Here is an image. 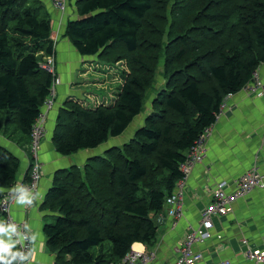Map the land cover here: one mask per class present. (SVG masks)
Here are the masks:
<instances>
[{
	"label": "trees",
	"instance_id": "trees-1",
	"mask_svg": "<svg viewBox=\"0 0 264 264\" xmlns=\"http://www.w3.org/2000/svg\"><path fill=\"white\" fill-rule=\"evenodd\" d=\"M154 2L74 0L77 16L64 37L81 57L127 60L130 73L121 77L110 105L69 106L68 100L52 137L61 156L102 148L145 115V92L155 83L141 72L150 54L140 48ZM186 2L189 22L172 31L181 59L157 91L158 110L154 103L128 143L55 173L43 206L52 212L43 233L54 264H121L135 243L153 246L158 227L152 216L164 210L184 177L189 151L217 122L224 99L246 88L264 64V0ZM45 3L0 0V121L10 138L18 132L31 141L52 93L55 78L42 67L56 56ZM20 166L0 145V219Z\"/></svg>",
	"mask_w": 264,
	"mask_h": 264
},
{
	"label": "crops",
	"instance_id": "crops-1",
	"mask_svg": "<svg viewBox=\"0 0 264 264\" xmlns=\"http://www.w3.org/2000/svg\"><path fill=\"white\" fill-rule=\"evenodd\" d=\"M45 6L52 19V37L56 42V70L60 83L56 88L54 107L47 113L45 133L38 154L42 166L38 190L34 194L15 200L11 205L12 216L27 224L34 240L32 258L27 264L55 263V255L47 249L43 233L44 224L52 215V212L43 209L44 201L59 169L85 165L80 162L73 163L74 155L61 156L54 148L52 137L59 112L72 97L84 98L87 89H78L80 82H87L90 85L86 87L91 90L90 94L100 90L98 88H103L99 87L102 82L100 75L88 79L91 75L89 71L88 74H83L85 65L92 63L95 57H81L64 37L67 23L77 16L74 0L65 14L56 10L48 1ZM95 72L102 73L100 70ZM257 75L264 83V64L259 67ZM117 79L122 85L120 75ZM112 98H115V95ZM3 131H0V145L15 155L21 163L16 185L24 183L33 164L31 141L18 132L10 138ZM114 144L115 140H111L110 145ZM100 150L101 148H98L88 152L91 156H96L100 155ZM205 150L203 161L194 165L185 182L182 216L170 217L165 211L154 214L152 219L158 227L155 244L153 246L134 244L135 250L155 255L150 264H175L180 247L189 234L199 227L203 211L211 204L212 191L220 182L229 183L228 191L232 192L233 183L252 167L258 168L264 175V97L253 94L249 87L227 96L217 122L208 129ZM0 222L4 224L3 219H0ZM211 233L209 239L193 245V249L202 254L203 264H218L224 260H230L233 264H250L246 259L243 240L247 239L253 247L264 249V188L256 189L245 198L233 202L227 216L214 220ZM0 238L4 243L10 244L11 230ZM35 238L38 244L40 243L38 250Z\"/></svg>",
	"mask_w": 264,
	"mask_h": 264
},
{
	"label": "built area",
	"instance_id": "built-area-1",
	"mask_svg": "<svg viewBox=\"0 0 264 264\" xmlns=\"http://www.w3.org/2000/svg\"><path fill=\"white\" fill-rule=\"evenodd\" d=\"M50 2L56 10L65 14L68 11L70 0H46ZM45 70L53 75L54 83L50 97L42 107V113L34 126L31 138V155L37 157L41 141L45 133V122L47 113L51 111L55 104L56 88L60 83L56 70L55 58H48L47 63L42 66ZM56 86V88H55ZM253 94L264 97V83H262L257 75L254 74V80L248 84ZM208 130L202 135L201 140L193 147L187 157L186 163L181 166L184 177L178 181L176 189L172 196L168 197L164 206V210L168 216L179 218L182 216V199L184 196V185L191 174L195 164L201 163L205 157V138ZM41 163L33 162L30 170V182L20 183L7 191L6 197L1 202V208L6 214L3 219L4 225L11 226V243L12 252H20L27 259L17 257L12 264H27L31 258L34 248V240L30 230L25 222L16 220L11 214V205L15 200L20 199L28 194H34L38 190V185L42 177ZM234 190L229 192V183L220 182L212 191L211 204L202 213L201 223L199 227L193 230L184 244L179 249V255L175 264H203L202 254L193 249L195 243L203 242L211 237V231L214 228V220L219 217L227 216L233 202L238 199L245 198L256 189L264 188V175L256 167H252L234 183ZM246 247V259L250 264H264V249L253 247L247 239L243 240ZM134 247V246H133ZM132 247L131 251L124 257L121 264H150L155 255L151 252L137 251ZM218 264H233L230 260H224Z\"/></svg>",
	"mask_w": 264,
	"mask_h": 264
},
{
	"label": "rangeland",
	"instance_id": "rangeland-1",
	"mask_svg": "<svg viewBox=\"0 0 264 264\" xmlns=\"http://www.w3.org/2000/svg\"><path fill=\"white\" fill-rule=\"evenodd\" d=\"M189 5L190 3L186 2V0H155L153 9L145 19V29L143 31L140 51L142 52V55H144L145 53L143 51L145 49L146 53H149L150 55H146L145 62L147 63V66H145L141 72L147 74L146 76L152 79V81L155 83L153 88L151 85V87L145 92V115L148 114L150 110H153L154 103L156 110H158L155 102L158 95L157 91L159 90L161 84H165L167 77L170 75V72L173 69V66L178 64L181 59L178 55L180 53V46L176 41V38L173 37L172 31L176 28H179L184 23L189 22ZM157 12L165 14L166 17H157ZM154 19H156L155 24L157 26L152 28L153 25L151 23L154 21ZM84 69L85 70H83V74H88L87 71H89L91 74L88 79H91L94 76L96 78V75H100L102 82H100L101 85L99 87L103 88H98L100 90H96L90 94L91 90L86 88L90 87V85L87 82H80L77 88L87 89V93L84 92V98H80L78 96L72 97V99L69 100V106H75L74 104L77 105V103H80V105L83 106H94L101 104L102 102H106L107 105L112 104V97H114L116 90L121 85V82L119 79H117L118 75L123 77V75L130 73V66L127 60L121 62H109L105 59L97 58L92 63H87ZM96 70H100L102 73L95 72ZM141 72L140 74L143 76ZM81 92L83 91L81 90ZM145 115H143L142 118L137 119L122 138L115 140L114 145L128 143L133 138L134 131L144 124ZM5 128L7 127H5L0 121V131L4 130ZM11 128L12 133H15V129L13 127ZM110 146V142L107 143L101 148L100 154L106 150L105 148ZM39 151L40 148L38 150V154ZM97 152L99 153V151ZM91 157L92 156L88 151H81L74 155L72 162L76 164L78 162L85 164ZM31 161H38V155L37 157L31 155ZM69 164L71 165V163ZM60 170L63 169H59V171ZM48 222H51V220ZM35 241L36 250H38L40 248V243L38 244V240L36 238ZM106 245L108 246L110 244L108 243ZM43 251H45L44 247Z\"/></svg>",
	"mask_w": 264,
	"mask_h": 264
},
{
	"label": "clouds",
	"instance_id": "clouds-1",
	"mask_svg": "<svg viewBox=\"0 0 264 264\" xmlns=\"http://www.w3.org/2000/svg\"><path fill=\"white\" fill-rule=\"evenodd\" d=\"M10 229L14 231V229L9 227H5L2 222H0V237L5 234H8ZM13 247L12 244L4 243L3 239L0 238V264H12L17 257H21L22 259H27V256H22L20 252H12L11 248Z\"/></svg>",
	"mask_w": 264,
	"mask_h": 264
}]
</instances>
